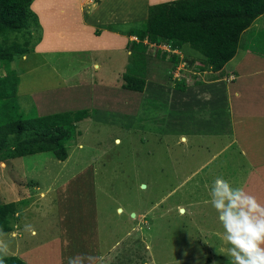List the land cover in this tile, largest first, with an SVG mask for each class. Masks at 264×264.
<instances>
[{"label": "rangeland", "instance_id": "obj_1", "mask_svg": "<svg viewBox=\"0 0 264 264\" xmlns=\"http://www.w3.org/2000/svg\"><path fill=\"white\" fill-rule=\"evenodd\" d=\"M83 1L35 0L32 9L43 23L45 37L34 51L74 45L73 30L79 27ZM90 2L97 4L98 0ZM107 2L116 17L123 15L130 22L129 30L146 17L145 0ZM31 54L12 64L21 78L17 100L25 115L37 111L31 91L53 92L59 84L58 72L67 75L76 67L75 63L70 67L60 64L75 62L73 56L52 53L36 58ZM163 57L162 52L150 51L147 70L156 74L154 78L168 81L173 70H180L182 65L188 72L185 62L175 67ZM40 58L47 60L45 67L34 66L42 62ZM187 62L194 69L189 70L190 76H197L204 64L202 58ZM114 65L106 67L105 77L118 82V70L127 69L121 61ZM0 74L5 72L0 70ZM184 85L179 82V86ZM65 91L57 89L55 95L61 99L68 95ZM147 98L155 106L151 110L147 107L148 112L134 123V119L125 121L122 116L79 123L75 138L68 144L66 161L50 153L0 160V205L18 203L12 225L20 235L0 234V247L8 238L10 246L22 241L29 248L54 245L56 249L57 241H62L59 252L65 255L66 264L77 257L79 264H230L231 245L224 240L218 213L209 203L210 187L217 176L235 187L244 186L247 170L253 165L235 146H229L231 133L205 139L192 138L185 127L171 133L168 92ZM62 109L59 106L55 110ZM38 115L50 112L41 113L39 108ZM80 240L84 248L90 247L91 257L73 246V241L81 244ZM4 256L10 255L0 251V257Z\"/></svg>", "mask_w": 264, "mask_h": 264}, {"label": "crops", "instance_id": "obj_2", "mask_svg": "<svg viewBox=\"0 0 264 264\" xmlns=\"http://www.w3.org/2000/svg\"><path fill=\"white\" fill-rule=\"evenodd\" d=\"M171 1L175 0H145L147 6L143 14L146 17L140 20L142 22L147 20L150 6ZM109 4L107 0H98L97 4L91 3L90 0L83 1L80 15H78L79 27L72 29L74 34L76 33L74 45L67 49L59 48L45 52H39L36 48V51L31 54L36 58L52 53L66 54L73 56L75 62L67 61L69 65H64L61 61V66L70 67L74 63L76 65L73 73L67 75L57 71L59 84L53 88L54 93L51 89L42 93V90L30 92L33 95L37 113L39 114V108L41 113L50 112V114L55 111L90 110L94 114L86 120L100 117L99 119L109 121L110 118L107 117L122 116L125 117V121L134 119L132 121L134 123L137 118L139 120L141 114L148 112L147 107L151 110L155 106L148 100L147 95L156 98L168 92L171 133L174 130L180 131L182 127L190 132L189 135L192 138H214L221 133L225 135L231 133L233 136L229 140V146H235L240 156H244L245 160L253 165V168L247 170L242 187L264 205V14L241 35L237 54L222 70L216 72L210 68H204L202 63L199 72H193L198 75L190 76L189 70L194 71V69L188 65L190 62H187V59L200 56L204 62L206 59L203 55L189 45L176 49L171 47V50H167L164 47L165 42L140 41L136 36L129 35L130 22L124 19L123 15H120L121 18L116 17ZM38 18L43 29V37L38 43L40 45L45 37V31L39 16ZM134 42L148 47L147 69L150 51L156 54L162 52L163 58L169 65L177 67L185 62L188 74L184 72L186 69L182 65L180 70L179 68L178 71L173 70L170 80L164 81L161 78H154L156 74L148 73L146 69L147 82L144 92L123 89L124 81L121 82V79L123 80L126 72L121 69L117 72L120 80L109 81L105 77L107 76L105 69L107 66L114 67L116 61H121L123 69L128 71L130 47ZM241 43L243 51L240 50ZM167 45L170 44L167 43ZM40 59L42 62L34 66L45 67L47 60ZM47 65L48 68L51 67ZM73 77L77 79H72ZM179 82L185 85L179 86ZM149 84H152L150 90H148ZM57 89L67 90L65 92L68 95L60 99L57 93L55 95ZM59 106L63 109L55 110ZM205 115H211L214 118L207 119ZM10 233L13 238L20 237L14 230ZM8 239L4 240L1 246L6 248L10 256L19 257L27 264H37V262L66 264L65 255L62 257L59 252L62 241H57L58 246L55 249L53 244L51 247L39 245L29 248L22 241H15V245L10 246L6 243ZM72 244L79 253L91 257L90 247L84 248L82 242L79 244L73 241ZM53 258L55 262L51 261Z\"/></svg>", "mask_w": 264, "mask_h": 264}, {"label": "trees", "instance_id": "obj_3", "mask_svg": "<svg viewBox=\"0 0 264 264\" xmlns=\"http://www.w3.org/2000/svg\"><path fill=\"white\" fill-rule=\"evenodd\" d=\"M35 0H0V160L50 153L66 161L68 144L78 124L94 114L90 110L54 113L21 112L20 76L12 64L34 52L42 27L32 9ZM264 14V0H175L150 6L148 18L133 23L129 35L150 43L165 42L173 49L189 45L205 57L204 68L220 71L237 54L241 35ZM123 89L144 92L148 47H130ZM18 203L0 205V234L13 231ZM0 264H27L16 256L0 257Z\"/></svg>", "mask_w": 264, "mask_h": 264}, {"label": "clouds", "instance_id": "obj_4", "mask_svg": "<svg viewBox=\"0 0 264 264\" xmlns=\"http://www.w3.org/2000/svg\"><path fill=\"white\" fill-rule=\"evenodd\" d=\"M209 203L218 213L224 240L231 245L230 264H264V205L222 176L211 184ZM0 251L7 254L4 247ZM70 264H79V258H71Z\"/></svg>", "mask_w": 264, "mask_h": 264}, {"label": "built area", "instance_id": "obj_5", "mask_svg": "<svg viewBox=\"0 0 264 264\" xmlns=\"http://www.w3.org/2000/svg\"><path fill=\"white\" fill-rule=\"evenodd\" d=\"M162 45V44H161ZM167 50H171V46L170 45H167V43H166V45L164 46Z\"/></svg>", "mask_w": 264, "mask_h": 264}, {"label": "bare ground", "instance_id": "obj_6", "mask_svg": "<svg viewBox=\"0 0 264 264\" xmlns=\"http://www.w3.org/2000/svg\"><path fill=\"white\" fill-rule=\"evenodd\" d=\"M183 211V210H182ZM184 213V212H183Z\"/></svg>", "mask_w": 264, "mask_h": 264}]
</instances>
